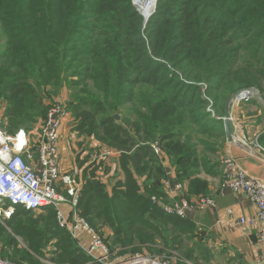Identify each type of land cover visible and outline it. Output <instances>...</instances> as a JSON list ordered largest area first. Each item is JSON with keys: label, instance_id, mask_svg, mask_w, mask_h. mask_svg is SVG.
I'll return each instance as SVG.
<instances>
[{"label": "trees", "instance_id": "16d2710c", "mask_svg": "<svg viewBox=\"0 0 264 264\" xmlns=\"http://www.w3.org/2000/svg\"><path fill=\"white\" fill-rule=\"evenodd\" d=\"M134 1L0 0V120L10 134L32 130L45 119L49 97L68 86L74 130L114 150L120 176L109 190L97 179L101 169L112 170L106 162L91 175L85 170L82 216L97 230L107 227L121 254L167 250L192 261L195 226L153 202L169 196L161 155L176 183L191 180L185 199L207 194L198 179L208 163L200 148L216 154L227 138L223 120L207 108L224 115L244 89L259 90L264 100V0H160L146 25ZM160 142L159 156L152 144ZM43 211L53 215L45 224L21 206L4 219L12 232L0 226L2 258L33 264L31 253L46 248L42 258L49 252L56 264H87L58 227L56 211Z\"/></svg>", "mask_w": 264, "mask_h": 264}, {"label": "built area", "instance_id": "2783aa9c", "mask_svg": "<svg viewBox=\"0 0 264 264\" xmlns=\"http://www.w3.org/2000/svg\"><path fill=\"white\" fill-rule=\"evenodd\" d=\"M159 1L137 0L134 1V5L139 7L138 11L142 16L148 13L147 20H149L155 13ZM257 96L255 90H252L243 91L233 98L229 105V120L231 122L234 120L231 111L234 113L239 104ZM68 116L69 111L64 104L55 103L50 106L36 140H31L30 134L24 128L14 134H7L0 125V218L10 219L15 214L17 206L34 212L53 208L57 212L58 227L66 231L87 256L89 259L87 264H177L173 252L165 256L144 253L114 260L109 246L90 227L89 223L80 217L78 204L81 184L69 177L64 180V184L61 183L59 145ZM152 149L156 155H161L162 151L158 143L152 144ZM75 175L77 176L78 173L76 172ZM169 186L167 188L169 196L182 190V186L178 184L174 188ZM230 192L242 193L255 207L256 213L253 217L240 216L235 224L243 228L257 227L264 251V180L249 176L236 161L228 159L220 194L226 195ZM153 202L165 213L181 218H185L191 211L208 209L217 211L215 202L205 197L192 203L186 199L178 202L173 199L171 202L157 198H153ZM65 204L72 209L69 216L64 211ZM226 214L230 220L235 215L232 209H228ZM85 232L92 237L88 242L83 237ZM0 264L13 263L0 259ZM255 264H264V255Z\"/></svg>", "mask_w": 264, "mask_h": 264}, {"label": "crops", "instance_id": "0c3cea01", "mask_svg": "<svg viewBox=\"0 0 264 264\" xmlns=\"http://www.w3.org/2000/svg\"><path fill=\"white\" fill-rule=\"evenodd\" d=\"M239 109L244 114L242 119L247 123L244 127L245 132L252 129V131L256 132L255 137L250 138L252 142L243 144L240 140L228 139L226 136L224 144L216 154L206 151L209 155L214 156H212V161L207 160L213 166L201 171L203 174L200 173L199 176L209 182L207 193L211 200L215 202L217 211L208 209L187 213L185 219H188L196 228L195 236L188 242V248L193 252L194 259L192 261L187 260L188 264H255L264 255L257 227L243 228L235 224L240 216L253 217L256 213L255 207L246 200L242 193L220 194L228 159L236 161L249 176L264 180V158L253 152V150H256L264 154V147L261 143L262 136L256 138L257 133L260 131L259 129L262 126L264 127V101L258 99L256 103L254 101L243 103ZM238 116L239 110L236 112L235 117L237 118ZM64 139V135H62L59 145L61 158L66 157ZM114 164L115 167L116 161ZM165 167L167 168L169 179L168 185L174 188L177 185L174 169L168 163ZM84 168H87V166ZM79 177L82 178L83 174ZM169 198L178 202L184 199V195L181 192H176L170 194L167 200ZM63 208L66 211L70 209L66 204L63 205ZM228 209H232L235 213L231 220L226 216ZM83 237L86 242L92 238L86 232Z\"/></svg>", "mask_w": 264, "mask_h": 264}, {"label": "rangeland", "instance_id": "374dc122", "mask_svg": "<svg viewBox=\"0 0 264 264\" xmlns=\"http://www.w3.org/2000/svg\"><path fill=\"white\" fill-rule=\"evenodd\" d=\"M137 1V0H135ZM136 7V9L138 10V6L134 5ZM139 12V11H138ZM141 15V14H140ZM142 19H143V22H144V25H145V21H144V18L143 16L141 15ZM264 86V85H263ZM255 89V88H254ZM255 92L260 95L261 93L259 92V90L255 89ZM251 101H254V103L258 102V97L256 98H253L251 99L250 101L248 102H243V103H250ZM55 103H62L64 104L65 106H68L70 105L71 103V99H70V89L68 88V86H65L61 89V91L54 97H49V101H47V107H50L52 105H54ZM239 104L238 105V108L235 109V111H233L234 113H232L231 111V114H233V117H234V120L231 122L229 120V123H230V128H231V133H232V137L234 139H240V142L242 143V141H244V143H249V142H252V138L253 136L255 137V131H252V129H250L249 131L245 132V125L247 124L245 122V120L242 119V117L244 116L243 112L240 111L239 107L243 104ZM239 110V116L236 118L235 115H236V112ZM207 113H209L211 115V117H215L218 119H221L223 120L224 119V115H220L218 113H216V111L209 107L207 108ZM0 113H2V110L0 108ZM218 114V116L216 115ZM126 115L125 112H122V116ZM115 117H118V121H120V119L122 118L120 114H117ZM74 115L72 114V112H69V116L68 118L66 119V125L64 126L65 129L62 131V135H64V140H65V148H66V157H63L61 158V183L64 184V180L69 177L71 178L72 180H77L79 181L80 177L79 176H82V174H84L85 170L88 171V174L91 175L92 171L95 170V168H97L99 166V163L101 161H104L108 164V166L112 169L109 174L105 175L103 172H102V169L100 171H98V181H101V182H104L107 184V187L108 189L110 190L111 188V185L116 182L117 179L120 178L119 175H117V173H115L114 171V163L117 159V153L110 149L108 146L106 145H103L102 143L98 142L90 137L88 134H81L77 131L74 130V127L76 125L75 123V119H74ZM42 121L43 120H39L38 123L36 125H33V129L32 130H26L29 134H30V138L31 140H36V137H37V134H38V131L40 130L41 128V124H42ZM224 122V121H223ZM0 125L3 127V129L5 130V132H7V134H10L9 133V126L4 123L3 121L0 120ZM225 128V127H224ZM260 131L257 133L256 135V138H260V136H263L264 135V127L262 126L260 129ZM226 133V132H225ZM62 135H61V138H62ZM199 136H202L204 139H209L210 143H216L217 142V139H216V136H213V137H209L207 135H203V134H198ZM227 136V134H226ZM207 142H209L208 140H206ZM95 143V144H94ZM220 144V143H219ZM160 145H161V149H162V152H163V146H162V143L160 142ZM217 147V146H216ZM264 147V146H263ZM210 148H205V147H201L200 148V152H201V155H200V158L201 160H209V161H212L213 159V155H209L206 151H209ZM216 151H219L217 150V148H215ZM115 155V157H114ZM164 157L161 159L162 160V163L163 165L165 166L167 164V161H166V157H165V153L163 152L161 156ZM213 156V157H212ZM81 162H79V161ZM77 161V163H76ZM94 161H96V165H94ZM223 164V162H222ZM87 168H84L86 167ZM211 166H213V164L211 163H207L205 164L203 167H201L199 170H200V173L201 171H205L206 169H209ZM172 167V166H171ZM212 168H215V167H212ZM78 173V175L76 176L75 173ZM206 173V172H204ZM203 174V172L201 173ZM88 175V176H89ZM204 182L207 183L208 187H209V182L204 179V178H198ZM190 183H191V180L188 179L185 184H181V183H176L178 185H181L182 186V190L180 191L183 195H185V192H188L190 190ZM207 187V188H208ZM188 197H190L188 195ZM209 198L211 199L209 196H208V193L206 195H198V196H194V197H190V198H187L189 202H195L201 198ZM185 199V197H184ZM186 199V200H187ZM164 201V199H162ZM173 199H170L169 198V201L172 202ZM166 203V202H165ZM71 207L70 209H68V211L64 210L65 213L69 214L71 213ZM78 213L80 215V217H82L83 219H85L90 227H92V225L90 224V222L84 218L81 214V211L78 209ZM57 214V212H56ZM66 214V215H67ZM37 217L39 219H41V221H46L48 222L50 220V218H53V215L52 213L50 212H44V211H41V212H38L36 213ZM45 224V223H44ZM5 226L9 229V227L7 226V224L4 222V219L0 218V226ZM97 235L102 238V240L109 246L111 252H112V258L114 260H117V259H126V258H129V257H133V255H130V254H121V250L120 249H116V246H114L112 243V241L110 239H108V236H110L112 234V232L107 229V227L103 228L101 230L100 229H95L94 227H92ZM9 232H12L10 229L8 230ZM16 241L19 243L20 247L21 248H28V244L25 240H23L21 237H18L16 238ZM49 247L50 250H53L52 249V246L48 244L47 248ZM45 250V251H44ZM49 250V251H50ZM43 253L41 254V256H37V255H33L32 254V261H35L33 264H36V261L38 260L40 263L39 264H56V262H54L50 256L51 254L48 252L47 253V260L46 258H42L43 254L46 253V248H43ZM29 252H30V249H29ZM170 252H173L175 253V258H176V263L177 264H188L187 260L182 256V253L180 254L179 252H176V251H167V250H164V251H161L159 253H149L147 252L146 250L143 252V253H148V254H151L153 256H165V255H169ZM5 253V252H4ZM2 257H8L7 254H5L4 256L0 254V259H3V260H9L8 258H2ZM30 258V256H29ZM185 259V260H184ZM10 261V260H9ZM37 261V262H38ZM12 262V261H11ZM13 263V262H12ZM31 264V263H28L27 261H19V260H16L13 264ZM194 264V263H193ZM198 264V263H196Z\"/></svg>", "mask_w": 264, "mask_h": 264}, {"label": "water", "instance_id": "95a60500", "mask_svg": "<svg viewBox=\"0 0 264 264\" xmlns=\"http://www.w3.org/2000/svg\"><path fill=\"white\" fill-rule=\"evenodd\" d=\"M144 21H145V25H146L149 20H145L144 19ZM252 90H255V89H244V90L238 91L237 93L234 94V96L232 97V99L235 98V97H237L238 95H240V93L243 92V91H252ZM257 97L261 101H264L263 98L260 95H258ZM232 99L226 105V111H225L224 119H223V121H224V127H225V132L227 134L228 139H233L232 133H231V128H230V123H229V105H230ZM116 119H118V117H116ZM253 152L256 153L257 155H259L260 157L264 158V154L263 153H260V152H258L256 150H253Z\"/></svg>", "mask_w": 264, "mask_h": 264}, {"label": "bare ground", "instance_id": "6f19581e", "mask_svg": "<svg viewBox=\"0 0 264 264\" xmlns=\"http://www.w3.org/2000/svg\"><path fill=\"white\" fill-rule=\"evenodd\" d=\"M143 17H144L145 20H147L148 13L143 14ZM236 140H240V139H237V138H236ZM242 143H243V142H242Z\"/></svg>", "mask_w": 264, "mask_h": 264}]
</instances>
